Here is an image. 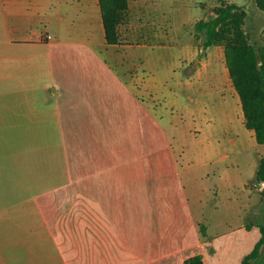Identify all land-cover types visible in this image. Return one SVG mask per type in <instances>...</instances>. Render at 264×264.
I'll return each mask as SVG.
<instances>
[{"label": "crops", "instance_id": "0c3cea01", "mask_svg": "<svg viewBox=\"0 0 264 264\" xmlns=\"http://www.w3.org/2000/svg\"><path fill=\"white\" fill-rule=\"evenodd\" d=\"M124 23L121 43L107 44L99 0H0V132L31 160L28 172L18 161L15 178L4 173L19 197L0 202L1 216L24 251L0 264H44V243L47 264H152L176 254L164 245L174 227L193 225L179 209L177 159L196 155L182 138L203 127L195 109L182 114L177 89L191 85L182 76L200 41L190 59L171 56L149 32L124 40L139 29Z\"/></svg>", "mask_w": 264, "mask_h": 264}, {"label": "rangeland", "instance_id": "374dc122", "mask_svg": "<svg viewBox=\"0 0 264 264\" xmlns=\"http://www.w3.org/2000/svg\"><path fill=\"white\" fill-rule=\"evenodd\" d=\"M229 2L245 10L244 30L249 42L262 45L264 13L257 9L254 0ZM217 5L215 0H128L124 22L129 27L132 24L139 26V29L134 35L124 34L123 39L134 41L135 37L149 32L155 42L162 41L168 47L171 56L184 58L187 55L190 59L192 44L197 42L194 25L201 19L213 17L212 9ZM198 41L199 53L191 58L187 75L182 76L191 85L177 89L182 94V114L187 115L189 109H195L198 115L195 126L203 127L196 140L182 138L186 141L183 149L190 147L196 155L177 159L179 177L184 185L179 209L183 206L184 210L180 212L187 217L191 214L195 220L192 226H177L173 228V234L164 235V245H171L176 254L173 258L156 260L152 264H184L186 259L197 254L203 256L204 264H241L242 258L260 237L257 225L264 224V207L260 198L262 186L253 179L259 158L264 155V145H258L253 132L245 128L240 101L234 89L224 88V59L213 58L216 47L203 49L201 40ZM219 50L223 57L222 49ZM180 72L183 74L184 70L181 68ZM28 77V91H36V72H28ZM0 85L3 86L2 83ZM199 110H203L210 119L209 128L203 126ZM184 124L191 128L194 126L187 119ZM4 139L5 133L0 132V202L19 197L13 190L15 180H6L4 173L15 178L13 171L18 161L26 167L25 172L31 170V160L23 159L25 156L19 159L20 148H8ZM176 142L173 141L174 145ZM10 156L13 158L11 163L5 158ZM2 214L0 212V256L5 258V253L11 249L22 254L24 244L9 243ZM179 219L181 221V217ZM47 236L45 230L44 237ZM43 248L44 264H47V256H50L47 243ZM57 259L55 256L54 262ZM252 264H264V245L260 257Z\"/></svg>", "mask_w": 264, "mask_h": 264}, {"label": "trees", "instance_id": "16d2710c", "mask_svg": "<svg viewBox=\"0 0 264 264\" xmlns=\"http://www.w3.org/2000/svg\"><path fill=\"white\" fill-rule=\"evenodd\" d=\"M215 1L218 5L212 9L213 17L195 23V39L197 42L201 40L203 49L223 47L228 75L240 101L244 126L253 132L258 145H264V37L260 46L249 42L244 30L245 10L229 0ZM254 2L264 13V0ZM99 6L106 43H121L120 27L124 23L128 0H99ZM253 179L262 186L260 198L264 207V155L259 158ZM257 227L260 237L242 258L241 264H252L260 257L264 245V224ZM184 264H204L203 256H192Z\"/></svg>", "mask_w": 264, "mask_h": 264}, {"label": "built area", "instance_id": "2783aa9c", "mask_svg": "<svg viewBox=\"0 0 264 264\" xmlns=\"http://www.w3.org/2000/svg\"><path fill=\"white\" fill-rule=\"evenodd\" d=\"M45 39H50L51 37L49 35H44Z\"/></svg>", "mask_w": 264, "mask_h": 264}]
</instances>
